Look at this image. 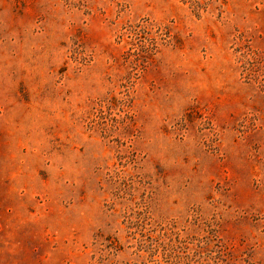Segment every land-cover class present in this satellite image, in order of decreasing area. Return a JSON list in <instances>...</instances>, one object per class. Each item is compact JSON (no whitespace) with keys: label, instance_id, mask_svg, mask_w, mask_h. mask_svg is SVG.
<instances>
[{"label":"rangeland","instance_id":"rangeland-1","mask_svg":"<svg viewBox=\"0 0 264 264\" xmlns=\"http://www.w3.org/2000/svg\"><path fill=\"white\" fill-rule=\"evenodd\" d=\"M0 264H264V0H0Z\"/></svg>","mask_w":264,"mask_h":264}]
</instances>
